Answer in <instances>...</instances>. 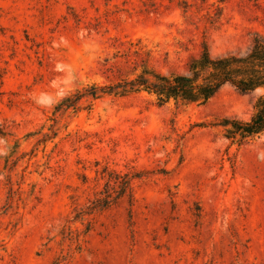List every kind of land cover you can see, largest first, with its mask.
<instances>
[{"label": "rangeland", "instance_id": "obj_1", "mask_svg": "<svg viewBox=\"0 0 264 264\" xmlns=\"http://www.w3.org/2000/svg\"><path fill=\"white\" fill-rule=\"evenodd\" d=\"M256 36L264 0H0V126L12 137L0 138V264H264V135L238 145L211 126L248 121L262 89L225 85L179 110L105 96L60 115L44 148L24 139L75 88L114 82L140 56L185 73L203 44L242 56Z\"/></svg>", "mask_w": 264, "mask_h": 264}, {"label": "trees", "instance_id": "obj_2", "mask_svg": "<svg viewBox=\"0 0 264 264\" xmlns=\"http://www.w3.org/2000/svg\"><path fill=\"white\" fill-rule=\"evenodd\" d=\"M135 53L140 55L139 52ZM225 85L240 93H249L256 89L264 91V39L254 37L250 50L242 56L226 54L212 57L206 44H203L200 54L188 60L185 73L162 74L154 69L146 58L140 56L129 72L114 82L99 85L90 81L75 88L53 106L46 123L36 132L27 134L24 139L37 137L36 143L44 148L56 136L54 127L60 115L82 105L84 110L91 111L93 102L105 96L123 98L145 94L157 106L169 105L179 110L206 104ZM82 101L85 102L81 104ZM211 126L219 129L225 139L238 145L264 135V94L255 101L252 116L248 121L222 118ZM0 138L7 141L12 139L3 126H0ZM8 143V153L5 157L7 164L17 160L21 141L14 138ZM125 180L120 187L122 193L129 188L130 180L126 177ZM119 196L118 192L113 196L104 194L102 198L95 199L87 206L85 213L89 215L103 211Z\"/></svg>", "mask_w": 264, "mask_h": 264}]
</instances>
